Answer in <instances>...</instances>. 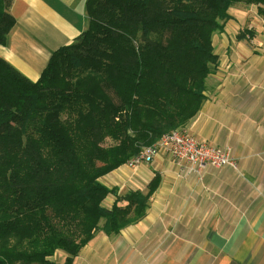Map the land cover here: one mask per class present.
Wrapping results in <instances>:
<instances>
[{
	"label": "trees",
	"instance_id": "obj_1",
	"mask_svg": "<svg viewBox=\"0 0 264 264\" xmlns=\"http://www.w3.org/2000/svg\"><path fill=\"white\" fill-rule=\"evenodd\" d=\"M11 3L0 0V45ZM237 5L264 14V0H87V29L35 82L0 58V264L57 252L73 264L97 234L145 218L157 175L145 192L100 180L196 116L213 36Z\"/></svg>",
	"mask_w": 264,
	"mask_h": 264
},
{
	"label": "crops",
	"instance_id": "obj_2",
	"mask_svg": "<svg viewBox=\"0 0 264 264\" xmlns=\"http://www.w3.org/2000/svg\"><path fill=\"white\" fill-rule=\"evenodd\" d=\"M86 1L12 0L15 24L0 58L35 82L51 55L87 29ZM230 10L212 39L218 66L185 130L229 149L236 170L207 165L189 174L160 152L152 164L112 171L101 181L120 190L145 192L158 176L147 215L117 239L94 237L73 264H264V14L254 5ZM106 251L115 259L106 261Z\"/></svg>",
	"mask_w": 264,
	"mask_h": 264
},
{
	"label": "built area",
	"instance_id": "obj_3",
	"mask_svg": "<svg viewBox=\"0 0 264 264\" xmlns=\"http://www.w3.org/2000/svg\"><path fill=\"white\" fill-rule=\"evenodd\" d=\"M159 151L169 154L177 164L186 166L185 172L199 175L205 166L226 167L236 170V162L229 149L209 146L191 137L187 131H174L163 136L159 142L147 147L129 167L135 168L142 162H152Z\"/></svg>",
	"mask_w": 264,
	"mask_h": 264
},
{
	"label": "rangeland",
	"instance_id": "obj_4",
	"mask_svg": "<svg viewBox=\"0 0 264 264\" xmlns=\"http://www.w3.org/2000/svg\"><path fill=\"white\" fill-rule=\"evenodd\" d=\"M232 10H230V11H233V9H234V7H232L231 8ZM218 34V33H217ZM239 35H241L242 36V34L240 33ZM110 142L109 141H107V144H109ZM130 163H131V161L129 160L126 164H125V167L126 166H129L130 165ZM143 164H152V162H148V163H140L138 166H140V165H143ZM128 169H131V170H133V169H135V168H131V167H128ZM120 174V173H119ZM110 178V177H109ZM109 178H106L107 179V181H106V185H107V182L109 181ZM101 181V180H100ZM103 181V180H102ZM101 181V182H102ZM103 183V182H102ZM104 184V183H103ZM110 184H111V182H110ZM109 185V184H108ZM107 185V187H109ZM119 191L120 192H127V191H132V189H129V188H123V189H119ZM108 203H110V202H107V203H105L106 205H109ZM144 219V218H143ZM142 221V220H141ZM140 221V222H141ZM139 223V222H138ZM137 224V223H136ZM135 225V224H134ZM131 226H133V225H131ZM103 234L102 233H99V234H97L96 235V237L97 238H99V239H101V238H103ZM113 237V236H112ZM115 239H117L116 238V236L114 237ZM98 241V240H97ZM93 243V242H92ZM141 254V256H142V259L143 260H148V259H150L151 257H152V255H153V252H141L140 253ZM104 255H106V261H111L112 259H115V256H114V253L113 252H108V251H106V252H104ZM149 256V257H148ZM148 257V258H147ZM52 261L55 263V264H64V261L62 260V257L60 256V254L57 252L52 258Z\"/></svg>",
	"mask_w": 264,
	"mask_h": 264
}]
</instances>
